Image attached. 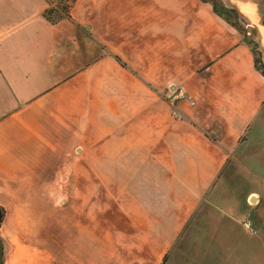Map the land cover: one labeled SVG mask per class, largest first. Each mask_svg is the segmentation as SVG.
Instances as JSON below:
<instances>
[{"label":"crops","instance_id":"obj_1","mask_svg":"<svg viewBox=\"0 0 264 264\" xmlns=\"http://www.w3.org/2000/svg\"><path fill=\"white\" fill-rule=\"evenodd\" d=\"M61 1L69 17L51 24ZM217 1L0 0L3 264H61L60 214L91 218L77 180H120L169 220L172 197L194 204L210 188L264 114L250 44L264 63V0ZM168 81L187 96L174 110L159 94ZM67 230L74 239L77 221Z\"/></svg>","mask_w":264,"mask_h":264},{"label":"rangeland","instance_id":"obj_2","mask_svg":"<svg viewBox=\"0 0 264 264\" xmlns=\"http://www.w3.org/2000/svg\"><path fill=\"white\" fill-rule=\"evenodd\" d=\"M227 18L235 21L230 14ZM246 38H252L250 33ZM174 87L181 88L168 81L159 93L171 110L181 101L173 98ZM76 184L91 186L87 194L91 201L76 197L78 204L91 206V218L81 208L60 214L61 225L66 226L60 234L61 264H75L64 248L79 253L86 264H264V114L242 134L219 176L197 202L189 204L192 199L183 197L185 202L177 205L179 199L172 197L175 211L170 220L157 210L144 211L146 196H139L140 201L122 194L120 180L92 178ZM121 204L133 212L120 211ZM69 219L77 221L76 240L68 234ZM85 231L91 243H81Z\"/></svg>","mask_w":264,"mask_h":264},{"label":"trees","instance_id":"obj_3","mask_svg":"<svg viewBox=\"0 0 264 264\" xmlns=\"http://www.w3.org/2000/svg\"><path fill=\"white\" fill-rule=\"evenodd\" d=\"M201 1L208 2V0H201ZM71 2H73V0H71ZM68 8L69 7L65 4V2L61 1L56 7H51L47 9L44 12L43 16L51 24H56L60 20L69 17ZM250 44H251L252 53H253L254 66L264 77V63L261 59L260 52L258 51V48L254 42H251ZM3 217H4V210L2 207H0V227L3 221ZM4 251H5V246H4L3 241L0 238V264L4 263Z\"/></svg>","mask_w":264,"mask_h":264},{"label":"built area","instance_id":"obj_4","mask_svg":"<svg viewBox=\"0 0 264 264\" xmlns=\"http://www.w3.org/2000/svg\"><path fill=\"white\" fill-rule=\"evenodd\" d=\"M174 92H173V98L175 99V100H177V99H181V100H183V99H186L187 98V96L185 95V92L183 91V89L182 88H179V87H174ZM244 226L247 228V229H251V223L249 222V221H245L244 222ZM252 230V229H251Z\"/></svg>","mask_w":264,"mask_h":264},{"label":"flooded vegetation","instance_id":"obj_5","mask_svg":"<svg viewBox=\"0 0 264 264\" xmlns=\"http://www.w3.org/2000/svg\"><path fill=\"white\" fill-rule=\"evenodd\" d=\"M201 1V0H200ZM218 2L217 0H208V2H203V3H210L212 4L216 9L220 8L219 5H218ZM222 7V6H221ZM225 12H227V10H225Z\"/></svg>","mask_w":264,"mask_h":264},{"label":"bare ground","instance_id":"obj_6","mask_svg":"<svg viewBox=\"0 0 264 264\" xmlns=\"http://www.w3.org/2000/svg\"><path fill=\"white\" fill-rule=\"evenodd\" d=\"M253 198H255V197H253Z\"/></svg>","mask_w":264,"mask_h":264},{"label":"water","instance_id":"obj_7","mask_svg":"<svg viewBox=\"0 0 264 264\" xmlns=\"http://www.w3.org/2000/svg\"><path fill=\"white\" fill-rule=\"evenodd\" d=\"M4 253H5V251H4Z\"/></svg>","mask_w":264,"mask_h":264}]
</instances>
